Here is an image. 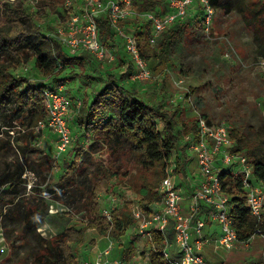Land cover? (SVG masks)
Instances as JSON below:
<instances>
[{
	"label": "trees",
	"instance_id": "trees-1",
	"mask_svg": "<svg viewBox=\"0 0 264 264\" xmlns=\"http://www.w3.org/2000/svg\"><path fill=\"white\" fill-rule=\"evenodd\" d=\"M65 1L50 0L44 2V5L62 6ZM17 2L19 3H6L0 8L3 11L0 17V120L5 128L4 139H0V159L13 158L6 168L0 166V186L4 188V195H0V223L6 220L18 222L24 231L28 230L40 239L42 245L34 256V264H75L77 255L74 250L84 245L88 230H96L101 236L119 238L134 223L126 204L113 213V223L103 216L98 199L103 190L111 192L122 183L129 182L142 196L144 207L148 208L158 198V184L165 175L166 161L173 157V152L179 146L181 136L177 127L180 110L168 108L164 100L157 104L149 103L142 98L138 85L133 84L127 88L120 77L108 73L103 90L92 99L84 97L79 100L81 106L75 112L74 119L78 129L93 132L95 140L89 146L90 154L104 152L106 169L101 174L94 171L89 177L85 169L77 166V162L70 163L66 174L61 176L58 183L49 182L44 186L43 192L39 188L43 185L37 184L32 187L36 194L32 200L23 199V191L18 188L27 185V180L23 178L25 167L38 176L46 169L22 164L18 156L26 159L32 145L41 136L42 129L39 125L48 120L44 92L56 88L51 86L50 81L34 82V79L20 77L16 72H20L23 66L32 64L39 75L59 78L68 69L72 70L68 74L77 70L85 72L88 57L83 52L70 54L53 33L46 34V30L36 20L37 15L26 9L23 0ZM210 3L214 9H227L229 6L224 0H210ZM261 4V0H250L244 13L248 25L263 10ZM132 6L135 12L141 13L160 14L168 11L162 0H132ZM95 20L100 43L106 50L116 51L118 43L111 20L101 15L95 17ZM189 20L177 21L163 32L158 47L163 59L170 57L174 42L181 38L187 24H190ZM146 21L147 27L135 30L144 58H147L146 52L152 46V23L148 19ZM258 55L264 57V52L259 50ZM19 82L22 84L19 85ZM183 124V132H191V135L199 133V117L190 124ZM159 125H162V130L158 128ZM231 132L236 140L233 151L247 158L255 181L264 185V125L258 130H252L251 135L240 136L236 131ZM185 152L186 149H182L177 158L176 171L180 175L185 172L189 161ZM45 165L48 166L49 163ZM48 167L51 169L50 165ZM133 169L136 170V176L130 173ZM128 177H134V180L130 178V181H124ZM243 179V174L236 176L231 169H224L222 172L223 188L231 198L239 242L250 240L258 230L264 232V222L251 213ZM5 194H11V197L8 199ZM48 197L54 198L70 210L59 211L58 217L73 218L77 213L83 212L87 223L82 227H69L52 239L42 238L36 232L46 224L49 216ZM155 241L157 249L151 254V263L169 264L161 252L163 237L156 235ZM133 254L134 250L129 249L125 257L130 259Z\"/></svg>",
	"mask_w": 264,
	"mask_h": 264
},
{
	"label": "rangeland",
	"instance_id": "rangeland-1",
	"mask_svg": "<svg viewBox=\"0 0 264 264\" xmlns=\"http://www.w3.org/2000/svg\"><path fill=\"white\" fill-rule=\"evenodd\" d=\"M23 1L26 9L37 15L36 20L46 30V34L56 35L57 28H66L73 17L82 13L86 17L91 12L90 8H85V5L81 6L84 10L80 11L81 8L76 6L75 0H66L62 6L44 5V2L50 0ZM68 1L73 3L66 6ZM224 1L229 6L227 9H215V19L209 32L202 23L204 14L202 7L199 5L196 8L190 7V24H187L181 38L174 42L168 59H163L158 51L161 37L148 49L145 59L148 61L153 77L144 83L131 79L133 69L125 74L121 73L122 59L126 57L121 38H115L118 43L116 51L110 49V52L113 51L118 57L116 62H110L108 59L100 60L83 52L82 54H87L88 57L85 72L77 70L73 74H68L72 71L68 69L59 78H48L39 75L34 70V66L28 64L23 66L20 72H16V75L34 79V82L48 83L50 81L51 86L59 90H62V85H66V91H64L69 96L73 111H77V102L80 99L84 97L92 99L94 95L103 90L108 73H114L120 77L122 84L127 88L137 83L142 98L149 103L157 104L164 100L168 108L180 110L177 128L181 138L178 148L173 152L172 159L174 160H171V163L175 161L178 164L177 158L181 150L186 149L185 137L192 134L187 131L183 132L184 122L190 124L193 119L202 116L211 124H227L231 131L238 132L240 136L251 135L252 130H258L264 125V57L258 55L259 50L264 52V0H261L263 10L249 25L246 23L244 13L248 9L250 0ZM6 3L19 2L0 0V8ZM2 12L0 10V17ZM136 13L137 15L123 22L129 33L135 34L138 28L147 27L145 16L141 12ZM184 22H187V19ZM26 27L29 29V24ZM66 50L70 53L69 49ZM21 84L19 82V85ZM158 128L162 130V125ZM4 130L3 121L0 120V139H4ZM75 132L74 142L68 147L67 153L57 154L53 132L49 129H42L41 136L32 145L27 158L23 159L20 155L18 156L22 164L46 169L42 171L41 176H38L25 167L23 178L27 180V185L18 188L23 191V199L32 200L31 198L36 195L32 187L37 184L43 185L42 188L39 187L43 192L44 186L49 182L58 183L61 176L66 174L68 165L73 162H77L79 168L85 169L89 177L94 171L103 173L106 169L104 152L90 154L89 150V146L95 140L93 132L80 129ZM185 155L188 159L190 158L188 163L191 162V167L196 165L195 154L189 156L185 152ZM12 159L11 157L0 159L1 168H6ZM45 163H49L51 169ZM171 171L173 173V164ZM130 173L136 176V170L133 169ZM182 175L176 171L177 180L180 179L181 184L185 185L188 179L185 172ZM130 178L134 180V177ZM130 178H125L124 181H130ZM116 192L124 198L126 196L131 199L126 202L130 213L132 201L142 203V196L132 183H122L116 188ZM111 194L112 196L118 195L107 189L99 195L101 212L108 204L104 196L108 198ZM0 195H4V188L1 186ZM5 197L9 199L11 194H5ZM46 200L49 204V216L46 218V224L36 232L42 238L52 239L69 227H82L87 223L83 212L77 213L73 218L58 217L59 211L70 210L54 198L48 197ZM23 229L18 222L6 220L0 223V234L3 235V238H0V264H34V256L42 243L36 235ZM101 238L102 236L96 230H88L84 245L74 250L77 255L75 264H78L81 259L93 260L96 257L93 247ZM132 238L135 240L134 235ZM119 254V252L115 253L114 257L120 258ZM208 254L216 264H264V237L256 235L249 246L238 243L231 250L222 248L216 252L211 250ZM56 264L67 263L57 262Z\"/></svg>",
	"mask_w": 264,
	"mask_h": 264
},
{
	"label": "built area",
	"instance_id": "built-area-1",
	"mask_svg": "<svg viewBox=\"0 0 264 264\" xmlns=\"http://www.w3.org/2000/svg\"><path fill=\"white\" fill-rule=\"evenodd\" d=\"M162 1L167 5V12L142 13L152 23L150 37L152 46L174 23L189 19L190 7L196 8L197 5L202 7L203 23L205 29L210 31L215 19V9L210 0ZM74 2L80 8L85 5V8H90L91 12L86 17L83 13L73 17L65 30L57 28L55 37L63 46L69 49L71 54L88 52L100 60L108 59L110 62H116L117 55L113 51L106 50L99 41L98 25L95 20V17L100 15L108 17L115 38L122 39L125 52L134 68L133 81L138 83L149 81L153 77L152 70L148 61L142 56L138 39L122 24L137 15L133 10L132 0H75ZM72 3L68 1L66 6ZM83 10L84 7L80 9ZM44 98L48 120L41 122L39 128L49 129L56 135L57 154H63L74 142L71 101L63 89L46 90ZM80 106L81 101H78V108ZM185 140L187 154L189 156L195 154L196 157L200 172L199 183L196 186L191 185L187 193L181 180L176 178L177 162L171 163L174 159H168L165 175L157 189V200L148 208L144 207L141 201H130L134 223L127 231L132 230L135 235L132 245L133 256L130 259H127L126 255L122 256L127 249L123 241L125 234L119 238L108 235L105 249L93 260L81 259L78 264H152L151 254L157 249L156 235H161L164 239L161 252L169 264H210L205 254L207 246L212 245L216 251L222 248L231 250L238 243L249 246L256 235L264 237V232L258 230L250 240L245 242L238 240L231 198L223 188L222 172L224 169H231L236 176L244 175L243 187L251 213L262 222H264V185L255 181L252 166L247 158L233 151L236 140L232 137L230 126L225 123L211 124L200 116L199 133L186 136ZM113 191L118 195L111 194L108 198L107 194L104 196L108 204L102 212L111 223L116 209L131 200L126 196L125 198L120 196L116 189ZM127 195L129 196L128 192ZM209 222L219 229L215 237L205 233ZM0 238H3L2 234ZM116 251H121L120 258L112 256Z\"/></svg>",
	"mask_w": 264,
	"mask_h": 264
},
{
	"label": "crops",
	"instance_id": "crops-1",
	"mask_svg": "<svg viewBox=\"0 0 264 264\" xmlns=\"http://www.w3.org/2000/svg\"><path fill=\"white\" fill-rule=\"evenodd\" d=\"M191 18V16L189 17V19ZM125 59H123V61H122V63H123V66L120 68V71H121V73L122 74H125L127 71H130L131 69H133V71H134V68H133V66H131V69L129 70V67H130V65H132V64H130L131 62H129L130 60H129V57L125 54ZM132 74V73H131ZM131 77V76H130ZM131 79H132V77H131ZM125 83V82H124ZM133 84H137V83H133ZM138 85V84H137ZM132 86V85H131ZM65 87V88H64ZM63 90H65L66 91V85H62V87H61ZM130 88V87H129ZM67 94V93H66ZM69 97V96H68ZM76 110H79L78 109V102H77V107H76ZM72 112L73 113H71V118H72V130H73V134L75 135V130H79L78 129V127H76L75 126V124H74V119H75V110L73 111L72 110ZM192 122V121H191ZM190 122V123H191ZM187 124V123H186ZM50 131V130H49ZM53 135H54V137H55V139H56V135L53 133ZM189 160H190V158H189ZM185 174H186V176H187V179H188V181L186 180L185 181V185H183L186 189H187V193L189 192V190H190V187H191V185L192 186H196L198 183H199V181H200V175H199V168H198V166H197V161H196V165H194V166H192L191 167V162L190 163H188L187 162V165H186V168H185ZM187 193H186V195H187ZM128 232V233H127ZM126 233H125V235L123 236V241H125V246H126V251L127 250H129V249H133V242H134V239L132 238L133 237V235H134V232L132 231V230H129V231H127ZM218 232H219V229H218V227L216 226V225H213V224H211L210 222H209V224H208V226L205 228V233H206V235H210V236H213V237H215L217 234H218ZM128 235V236H127ZM135 236V235H134ZM107 246V236H102V238L99 240V242H97L96 244H95V246L93 247V251H95V255L97 256L98 255V253L100 252V251H102L103 249H105V247ZM214 251V252H216V250H214V247L211 245V246H207L206 248H205V254H206V257H207V260H208V262L210 263V264H216L215 262H214V260H213V258H212V260L210 259V257H209V254H208V252L209 251ZM119 251H116V252H114L113 253V257H114V255H115V253H118ZM121 252V251H120ZM119 252V253H120ZM121 254V253H120ZM119 254V256H121ZM125 254H123L122 256H124Z\"/></svg>",
	"mask_w": 264,
	"mask_h": 264
}]
</instances>
